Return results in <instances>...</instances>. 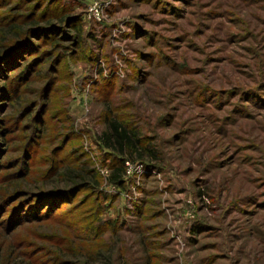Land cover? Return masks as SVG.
I'll use <instances>...</instances> for the list:
<instances>
[{
  "label": "rangeland",
  "instance_id": "obj_1",
  "mask_svg": "<svg viewBox=\"0 0 264 264\" xmlns=\"http://www.w3.org/2000/svg\"><path fill=\"white\" fill-rule=\"evenodd\" d=\"M15 37L0 264H264V0H0V50ZM106 107L158 154L128 160L123 187L105 180ZM79 165L98 187L33 202Z\"/></svg>",
  "mask_w": 264,
  "mask_h": 264
},
{
  "label": "trees",
  "instance_id": "obj_2",
  "mask_svg": "<svg viewBox=\"0 0 264 264\" xmlns=\"http://www.w3.org/2000/svg\"><path fill=\"white\" fill-rule=\"evenodd\" d=\"M13 33L15 34V32ZM20 41L21 40L19 38H13L4 41L1 44L4 49L0 50V56L6 54L12 48L19 45L21 43ZM110 110L111 107H106L102 119L103 128L98 134V141L101 143V146H103L110 152L108 154L109 163L106 164V182L116 185L117 187H123L124 177L126 175V163L128 162V160H139L143 157H148L150 159L157 160L158 154L152 148L151 145H145L143 143L136 125H132L128 122H125L122 118H120V116L112 113ZM99 178L100 177L96 175L95 172L82 165L75 167L64 166L63 169H61L57 173L56 179L58 180V182L65 183L67 187L62 190L52 189L42 192H36L34 193L35 200L33 199V202L38 203L37 205H39V197L46 194H50V196L54 194L53 197L58 200L57 203H68V198H65L66 196L71 195L72 193L82 189L92 190V188L94 189L98 187V185L100 184ZM65 192L68 194L65 196H59L60 194H66ZM102 193L103 192L101 191L98 192L100 196ZM54 202L56 201L54 200ZM90 205L91 210H93L92 217L96 221L97 215L101 211L99 197L95 198V200H93ZM57 208L58 207L55 206L54 210ZM87 227L89 231H92L94 229L93 226Z\"/></svg>",
  "mask_w": 264,
  "mask_h": 264
},
{
  "label": "built area",
  "instance_id": "obj_3",
  "mask_svg": "<svg viewBox=\"0 0 264 264\" xmlns=\"http://www.w3.org/2000/svg\"><path fill=\"white\" fill-rule=\"evenodd\" d=\"M94 9V8H93ZM128 166H130V165H128ZM128 168H127V163H126V174L128 173Z\"/></svg>",
  "mask_w": 264,
  "mask_h": 264
}]
</instances>
